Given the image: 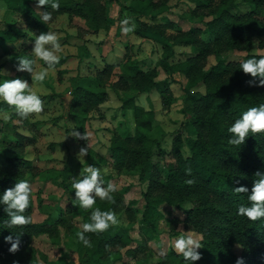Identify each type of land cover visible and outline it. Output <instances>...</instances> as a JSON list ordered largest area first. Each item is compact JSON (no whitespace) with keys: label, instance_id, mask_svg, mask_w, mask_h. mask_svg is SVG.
Returning <instances> with one entry per match:
<instances>
[{"label":"trees","instance_id":"16d2710c","mask_svg":"<svg viewBox=\"0 0 264 264\" xmlns=\"http://www.w3.org/2000/svg\"><path fill=\"white\" fill-rule=\"evenodd\" d=\"M130 1L142 5L146 3L148 8L157 5L155 0ZM233 1L221 0L220 4L229 7ZM244 1L254 4L255 9L249 13L233 15L226 8H222L217 15L207 21L206 27L211 36L209 42L199 38L201 32L199 29L167 34V28H174L172 21L154 23L146 26L145 30L142 29L154 34L155 42L161 46L158 67L168 77L180 73L188 80V84L182 89L180 109V113L187 117L185 120H188V136L184 140L176 136L169 152L163 150L161 141L149 131L155 112L135 103L137 94L157 92L162 96L165 105L167 103L171 105L174 95L169 78L159 81L153 69L131 55L117 66L106 65L91 81L92 87L84 85L79 77L72 79L69 115L75 122L76 130L82 134V147L85 141V123L90 113L96 111L106 100L105 88L123 91L121 108L124 112L132 111L134 132L131 135L126 131L114 133L109 141L108 158H99L93 164H107L110 169L119 173L138 171V182L143 186L141 194L145 201L144 213L154 208L155 202H164L179 209L180 204L191 203L189 209H181L185 221L203 230L201 248L198 249L201 255L192 264H234L237 257H243L244 264H264V217L251 221L237 215L238 205H248L251 202L247 199L249 193L233 191V188L243 185L250 192L253 181L258 178L255 173L264 172V131L249 132L241 145L229 144L228 138L232 134L227 131L242 111L264 103V85L257 86L256 81L259 78L243 73L239 68V62L221 60L213 64L208 71H203V66H199L200 60L209 51L210 42L223 44L228 49H264V21L257 17L259 6H264V0ZM39 8L42 11L46 9L51 11L52 18L63 13L70 19L78 18L91 34L108 31L112 25L111 19L107 16L106 2L103 0H60L58 9H52L48 4ZM24 13L28 25L35 26L43 32V23L34 16L33 11L28 8ZM195 17L200 16L193 10L190 20L196 19ZM180 45L195 46V55L191 53L183 61H173L175 54L173 47ZM58 55L60 59L53 68H58L62 63L78 60V57ZM250 56L259 58L264 54L249 53L244 59ZM40 63L45 65L43 61ZM58 73L61 75L62 72ZM249 80L253 81L251 85L247 83ZM200 84L205 87L202 93L190 91ZM128 92L134 94L130 95ZM10 109H14V106L0 101V110ZM24 141L30 140L19 135L10 144L5 137L0 140V143L5 144L7 152H10L0 162V192L12 187L19 179H27L30 183L36 178L41 182L59 180L58 186L64 192L65 203L62 208L58 207L60 215L55 221L35 223L31 218L28 224L12 226L6 223L5 206L0 204V264H38L40 259L44 263L47 262L46 258L33 247V239L47 235L56 242L54 238L57 237L59 224L65 223V215L79 213L85 217V222H89L92 211L91 208L79 206L66 169L59 172L37 171L31 165L23 154ZM183 144L188 148L186 157L181 153ZM90 153L88 150V154ZM169 154L175 161V166L167 169L163 175L157 164L152 161L154 156L162 157ZM189 180L192 183H188ZM32 195L33 191L29 205L24 210V215L30 217L34 208ZM111 195L112 201L97 197L92 207L113 210L117 220L121 221L110 224L103 231L85 233L90 245H84L77 238L78 231L75 230V238L68 245V249L76 252L78 264L100 262V258L106 255L111 247L114 248L116 256H120V250L123 249L126 255L130 253L129 251L144 250L143 239L132 236L137 229L135 224L138 210L122 207L123 199L120 193L113 191ZM140 229L143 230L142 228L137 230ZM9 234L19 236L20 244L14 252L9 251L10 242L4 239ZM170 254L180 264H184L180 254Z\"/></svg>","mask_w":264,"mask_h":264},{"label":"crops","instance_id":"0c3cea01","mask_svg":"<svg viewBox=\"0 0 264 264\" xmlns=\"http://www.w3.org/2000/svg\"><path fill=\"white\" fill-rule=\"evenodd\" d=\"M116 7L117 14L108 15L112 21L108 31L91 34L86 31L80 19H70L65 13L57 15L46 24L43 23V32L54 31L58 34L61 44V51L58 54L78 57V60L49 69L45 79L38 82L31 80L30 73L16 70L18 64L16 57L24 55L33 57L31 51L35 35L41 32L35 26L28 25L24 12L29 8L39 19V12L42 10L36 4V0H0V69L6 73L5 76H0V79L19 77L27 80L29 85L32 84L40 93L44 103L42 112L30 113L27 117H21L15 109L0 110V140L5 137L10 144L17 135L29 139L30 141L23 142V154L37 171L59 172L66 169L72 181V178H79V174L84 173L83 169L87 164L96 163L99 158H108L109 141L114 133H123L129 126L131 132L134 130L132 111L124 112L121 108L123 91H113L106 87V100L96 111L90 113L85 123L83 147L87 146L91 153L85 154L81 160L78 153L82 147V134L76 130L75 122L69 115L72 79L79 77L84 85L92 87L91 81L106 65L117 66L131 55L140 61L153 58L149 55L153 40L138 36L132 31L122 32L119 22L126 17V13L122 11L120 14L121 9L117 5ZM131 21L129 19V23ZM80 48L82 51H79ZM41 65L43 64L38 60L37 65L34 66L35 70L39 71ZM58 71L62 72L61 75ZM153 94H150V102L156 106L157 92ZM145 95L137 94L136 104L148 110L149 99H146ZM4 112L9 114V119H3ZM73 131L79 135L75 136ZM4 145L0 143V162L10 154ZM95 166L101 169L104 185L111 183L114 186L112 173L114 171L107 164ZM58 181L41 182L36 178L30 183L33 191L34 208L31 214L33 222L52 221L60 215L58 207H63L65 197L62 188L58 186ZM137 183L140 184L138 181ZM44 241H48V236L40 235L33 239L32 245L40 251ZM50 243L48 245H51Z\"/></svg>","mask_w":264,"mask_h":264},{"label":"rangeland","instance_id":"374dc122","mask_svg":"<svg viewBox=\"0 0 264 264\" xmlns=\"http://www.w3.org/2000/svg\"><path fill=\"white\" fill-rule=\"evenodd\" d=\"M106 2V12L108 15L117 14V7L126 13V17L130 18L131 23L135 24V28L132 32L138 36L151 38L149 55L153 58H146L142 61L143 65L149 66L153 69L156 74V78L161 81L166 78L171 80V90L173 92L172 99L174 100L171 105L164 104L163 98L160 93L156 94V106H153L150 102V94L142 93L146 96L147 109H155V117L151 123L150 133L159 141H161L163 150L169 152L172 146L173 139L176 136H180L183 140L188 136L187 127L188 120L185 115L180 113L182 106L181 97L182 89L188 84V80L180 73H174L170 77L158 67L157 63L162 53L161 46L155 42L156 36L149 34L146 26L157 23H165L172 21L174 28H165L167 34H177L178 31L186 32L199 29V38L202 41H211V36L208 33L206 23L217 15L222 8H226L227 11L233 15H240L249 13L254 7V4L246 2L244 0H234L232 5L224 7L220 4L221 0H155L156 6L148 8L146 3L144 5L133 3L130 0H103ZM195 11L200 17L190 20L192 11ZM118 13V16H119ZM194 17V16H192ZM259 19L264 21V6H259V13L257 16ZM144 29V30H142ZM209 51L204 55L203 59L200 60L199 66H203V71H208L209 68L217 63L218 61L225 62H240L249 53L264 54V49L252 48H239V49H228L223 44H217L210 42ZM174 59L173 61H183L191 53L195 55V46L180 45L174 46ZM157 54V55H156ZM159 55V56H158ZM154 65V66H153ZM115 79V78H114ZM204 85L200 84L190 91L196 94H200L204 91ZM156 92H154L155 94ZM153 94V95H154ZM144 96V98H145ZM138 96L135 97V103H137ZM134 121V120H133ZM186 121V122H185ZM185 123V124H184ZM130 126L125 128L126 132L130 135L133 132L130 131ZM135 129V123L134 128ZM181 153L184 157L188 155V148L185 144L181 147ZM157 164V167L161 170V173L166 174V170L174 168L175 161L169 155L154 156L152 161ZM114 174V188L115 191L121 194L123 199L122 207H131L138 210L137 223L135 227L137 230L132 233L133 237H141L144 242L143 251H129L126 255L125 249L120 250V256H116L114 248L107 250V254L103 255L99 262H92L86 264H180L178 260L171 257L170 253H177L173 248V238L180 235L181 231L193 230L195 233L202 234L203 230L197 229L192 225L186 223L185 215L181 209H189L191 207L190 202L180 204L181 209L169 205L164 202H155L154 208L145 210V201L142 197L143 186L138 184V171L131 173H119L112 172ZM40 204V203H38ZM152 204V205H153ZM65 223L59 224V230L57 237L54 238L56 242H53L50 237L48 241L42 243L40 251L41 256L45 257L47 262H43L41 259L38 264H78V258L75 251L68 249V245L75 238V230L82 231L81 225L85 222V217L82 214L74 213L71 215H65ZM56 219H52L55 221ZM118 221H121L119 219ZM201 239V240H202ZM51 242V243H50ZM51 245H48V244ZM56 246V247H55ZM76 255V256H75Z\"/></svg>","mask_w":264,"mask_h":264},{"label":"clouds","instance_id":"9594fccd","mask_svg":"<svg viewBox=\"0 0 264 264\" xmlns=\"http://www.w3.org/2000/svg\"><path fill=\"white\" fill-rule=\"evenodd\" d=\"M38 6L50 5L52 9L60 7V0H36ZM39 19L46 24L52 19V12L47 9L39 12ZM128 17L122 19L119 23L121 31L128 33L135 28L134 23H129ZM61 51V44L58 40V34L54 31L41 32L35 35L34 46L31 53L33 57L28 55L18 56V64L16 70L18 72L26 71L31 74V80L42 82L49 69L53 68L60 59L58 53ZM38 60L43 61L46 65L40 66V70L36 71L34 66L37 65ZM239 68L243 73L249 74L251 77L259 78L256 81L257 86L264 85V56L257 58L250 56L239 62ZM6 73L0 69V76H5ZM247 83L251 85L252 80ZM0 101L9 106H14L15 111L21 117H27L30 113H40L43 111L44 103L41 99L40 93L33 85H29L27 80L19 77L12 79H0ZM3 119H9L7 112L3 113ZM228 133L232 135L228 138V143L231 145H241L249 132L256 133L264 131V103L256 106L248 107L242 111L238 118L227 129ZM75 136L79 133L73 131ZM88 153L87 146L79 149L80 159L83 160L85 154ZM85 174L80 175L79 178H72L71 187L74 190L75 199L78 200L79 206L85 209L91 208L90 221L84 222L81 225L82 231L76 233L77 238L82 241L84 245H90L87 232L103 231L109 227L110 224L118 223L117 216L113 210H101L100 208H93L96 198L101 200L112 201L111 193L115 191L114 186L108 183L104 185L102 180L101 169L93 164H87L84 167ZM255 176L258 177L253 181L251 191L243 185L233 188V191L238 193H249L247 196L248 205L240 204L237 206V215H242L248 220L255 221L264 217V172H257ZM192 183L191 180L187 181ZM32 193V187L29 180L19 179L15 184L0 192V204H3L4 212L7 214L6 223L12 225H24L31 221L30 216L24 215V210L28 207ZM5 241L10 242L9 251L14 252L18 249L20 241L19 236L14 237L9 234L4 237ZM202 234L195 233L193 230L181 231V234L173 238V248L179 253L184 264H192L200 258ZM234 264H244L243 257H237Z\"/></svg>","mask_w":264,"mask_h":264}]
</instances>
